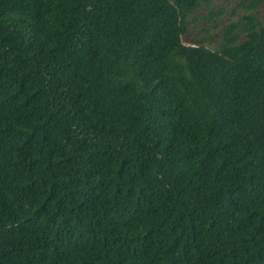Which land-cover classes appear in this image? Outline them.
I'll return each mask as SVG.
<instances>
[{
    "label": "trees",
    "instance_id": "1",
    "mask_svg": "<svg viewBox=\"0 0 264 264\" xmlns=\"http://www.w3.org/2000/svg\"><path fill=\"white\" fill-rule=\"evenodd\" d=\"M263 2L0 0V264H264Z\"/></svg>",
    "mask_w": 264,
    "mask_h": 264
},
{
    "label": "rangeland",
    "instance_id": "2",
    "mask_svg": "<svg viewBox=\"0 0 264 264\" xmlns=\"http://www.w3.org/2000/svg\"><path fill=\"white\" fill-rule=\"evenodd\" d=\"M242 0H215V4L219 5L228 10L227 14L221 18V25L227 23L231 18L230 12L235 5ZM206 14L205 9H200L196 15V21L190 24L188 28V33L183 36V40L186 44H191L192 38L200 39V38H208L209 41L213 44V47H216L218 41L220 40V34L218 33L219 29H213L211 24L207 22L203 16ZM258 14L260 19L264 23V2L261 3L258 7ZM209 29L210 33L206 31ZM211 35V36H210Z\"/></svg>",
    "mask_w": 264,
    "mask_h": 264
},
{
    "label": "water",
    "instance_id": "3",
    "mask_svg": "<svg viewBox=\"0 0 264 264\" xmlns=\"http://www.w3.org/2000/svg\"><path fill=\"white\" fill-rule=\"evenodd\" d=\"M188 45V44H187Z\"/></svg>",
    "mask_w": 264,
    "mask_h": 264
}]
</instances>
